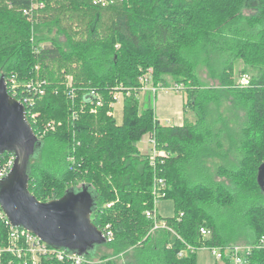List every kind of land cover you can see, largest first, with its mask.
Here are the masks:
<instances>
[{
	"label": "trees",
	"instance_id": "obj_1",
	"mask_svg": "<svg viewBox=\"0 0 264 264\" xmlns=\"http://www.w3.org/2000/svg\"><path fill=\"white\" fill-rule=\"evenodd\" d=\"M37 1L44 7L33 9ZM237 62L240 75L256 72L246 87L235 76ZM149 72L155 86L168 87L169 79L184 86V113L193 120L161 125L153 108L140 107V78ZM0 76L46 82L30 109L35 120L28 109L42 143L29 190L49 202L91 187L92 221L102 231L109 225L114 240L86 264H197L198 249L236 246L250 247L247 264H264V0H0ZM120 88L121 125L108 115ZM91 90L104 100L96 112L85 101ZM145 136L164 156L141 153ZM13 156L3 154L0 165ZM156 178L165 180L161 200H171L175 214L159 216L167 228L153 230L146 213L155 207ZM240 197L249 199L243 216L250 232L232 244L207 210L230 208ZM9 231L0 215V246ZM3 264L24 263L6 254Z\"/></svg>",
	"mask_w": 264,
	"mask_h": 264
},
{
	"label": "water",
	"instance_id": "obj_2",
	"mask_svg": "<svg viewBox=\"0 0 264 264\" xmlns=\"http://www.w3.org/2000/svg\"><path fill=\"white\" fill-rule=\"evenodd\" d=\"M41 146L25 106L8 93L5 77L0 76V157L5 153L15 157L10 173L0 181V208L11 226L31 231L51 247L86 257L106 244L92 221L95 193L83 185L68 189L60 199L38 201L29 190V171ZM258 183L264 193V162Z\"/></svg>",
	"mask_w": 264,
	"mask_h": 264
},
{
	"label": "built area",
	"instance_id": "obj_3",
	"mask_svg": "<svg viewBox=\"0 0 264 264\" xmlns=\"http://www.w3.org/2000/svg\"><path fill=\"white\" fill-rule=\"evenodd\" d=\"M110 1L111 0H95V2H99L103 5H106ZM43 7L44 4L38 1L34 2L33 4V9L35 10ZM24 14L30 16L31 15L30 10H25ZM67 79H68L67 87L68 89H70L72 88L73 85L72 78L68 77ZM5 82L8 93L25 106L28 117V109L30 110L34 106L36 98L41 97L45 94L44 87L46 85V82L37 79L34 81L33 80L25 81L24 83H22V85H20L16 76L6 77ZM250 82H251V75L248 73L242 74L238 78V84L241 87L248 86ZM140 86L141 87L139 90V94L151 93L154 96L157 94L158 91L161 90H175L177 92L184 91V86L180 84H174L168 87L155 86L152 81V76L150 72L140 78ZM19 88H23L21 93L19 92ZM69 98L71 99V101L75 100L76 92L74 90L70 91ZM123 99H124V89L120 88L114 93V102L111 103L112 110L108 112L109 116H113L115 118L114 107L119 100L123 102ZM85 101L87 102V105L91 108L92 112H96L100 107H103L104 104L103 96L99 91L96 90L88 91ZM29 115L32 120L36 119L35 113H33L31 110ZM76 117L77 115L76 113H74L73 118L76 119ZM48 130H50V125H47L45 130L42 131V136ZM150 141L153 145L152 155H151L152 158L154 159L156 156H164L163 152H159L156 149L155 141L153 139H150ZM14 160L15 157L13 156L9 158L7 162H4L2 165H0V181H2L4 178L8 176V174L10 173L13 167ZM165 188H166L165 180L162 178H156L154 183L155 207L153 211H148L146 213L147 217L154 222L153 230H157L160 228H167L164 222L159 221V215L157 212L158 202L163 197H165V193H164ZM0 215L6 218L2 209L0 211ZM6 223L10 227L9 238H8V243L6 245L0 246V264H3V259L6 254H10L11 256L19 259L24 264H41L43 259H55L60 262L68 261L71 262L72 264H86L89 262L83 256L69 254L65 250L51 247L50 245L45 243L37 235H35L29 230L11 226L7 218H6ZM102 232L104 234L106 242H112L114 240V233L109 225H107L105 230ZM200 232L203 237H209L210 235V232L205 228H201ZM207 249L211 251L212 255L215 257L216 260L224 262L226 258H229L231 260V264H247V255L250 251V247H246V246H236L232 249L230 248L223 249L220 247H209Z\"/></svg>",
	"mask_w": 264,
	"mask_h": 264
},
{
	"label": "rangeland",
	"instance_id": "obj_4",
	"mask_svg": "<svg viewBox=\"0 0 264 264\" xmlns=\"http://www.w3.org/2000/svg\"><path fill=\"white\" fill-rule=\"evenodd\" d=\"M243 68L244 65L237 62L235 72L237 79ZM252 73L256 74L253 70ZM252 73L250 74L252 75ZM199 74L206 85H211V82L207 80V71L205 68H200ZM169 83L170 86L174 85L171 79H169ZM139 100L141 108L148 106L154 109L155 115L161 125L179 126L184 123L185 119H194L193 112L188 111L184 113L183 108L185 98L183 91L161 90L158 91L155 96L151 93H149L148 96L146 93H141L139 94ZM114 114L115 120L121 125L123 121V102L121 100L116 103ZM137 147L141 153L152 155L153 145L148 136H145L139 143H137ZM7 160L8 159H6L5 162H7ZM81 187L82 186H79L78 188ZM261 196L264 198V195ZM244 203L247 205L249 199L243 200L240 197L236 200V203L230 206V208H219L214 206V208H209L207 210L216 223L219 234L232 244L243 242L245 236L250 232V228L246 224L243 216V210L245 208ZM157 210L163 218L172 217L175 214L174 204L171 200L159 201L157 204ZM104 245L96 246L92 254L95 255L99 252L106 253ZM107 252L109 254L112 253L111 250ZM121 262H124V256H122ZM197 264H224V262L216 260L209 249L201 248L197 250Z\"/></svg>",
	"mask_w": 264,
	"mask_h": 264
},
{
	"label": "crops",
	"instance_id": "obj_5",
	"mask_svg": "<svg viewBox=\"0 0 264 264\" xmlns=\"http://www.w3.org/2000/svg\"><path fill=\"white\" fill-rule=\"evenodd\" d=\"M184 109V108H183ZM157 118V117H156ZM159 121V120H158ZM183 125V124H182ZM176 126H178V125H176ZM179 126H181V125H179ZM157 212H158V210H157ZM158 215L161 217V215H160V213L158 212Z\"/></svg>",
	"mask_w": 264,
	"mask_h": 264
}]
</instances>
